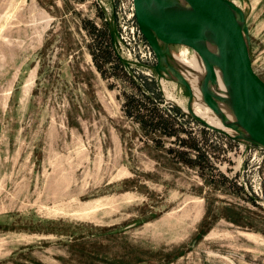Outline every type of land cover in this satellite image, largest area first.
<instances>
[{
	"label": "rangeland",
	"instance_id": "374dc122",
	"mask_svg": "<svg viewBox=\"0 0 264 264\" xmlns=\"http://www.w3.org/2000/svg\"><path fill=\"white\" fill-rule=\"evenodd\" d=\"M229 1L264 82V0ZM128 2L0 0V264H264V148L194 113V50L162 60ZM154 106L172 137L139 129Z\"/></svg>",
	"mask_w": 264,
	"mask_h": 264
},
{
	"label": "water",
	"instance_id": "95a60500",
	"mask_svg": "<svg viewBox=\"0 0 264 264\" xmlns=\"http://www.w3.org/2000/svg\"><path fill=\"white\" fill-rule=\"evenodd\" d=\"M175 1L187 9V16L175 11L168 14L154 12L157 5L163 4L162 0H133L138 28L162 60L165 56L162 57L160 48L169 45H184L199 55L207 65L203 86L205 99L217 112L219 110L208 91L213 68L206 51L197 42L204 32L208 39L220 45L227 60V106L236 128L229 124L226 127L237 134L234 136L236 140L264 148V82L252 68L244 21L241 26L235 15L236 11L243 19L240 10L229 0ZM221 69L224 73V68Z\"/></svg>",
	"mask_w": 264,
	"mask_h": 264
},
{
	"label": "bare ground",
	"instance_id": "6f19581e",
	"mask_svg": "<svg viewBox=\"0 0 264 264\" xmlns=\"http://www.w3.org/2000/svg\"><path fill=\"white\" fill-rule=\"evenodd\" d=\"M162 1H163L162 5H160V6L157 5L153 9L154 12L157 11V12H160L162 14H168V13H170L169 11H171V12L175 11L177 13L179 12V13L187 16V14H188L187 9L184 8L182 5H180L179 3H177L175 0H162ZM235 15H236V17L238 16V13L236 11H235ZM197 43L200 45L201 49L206 51V54L208 55V62L210 63V65L213 68V78L210 77L212 80L209 81V83H208V86L210 89V90L208 89V91L210 92V94L212 95V98L215 101L214 105H216V107H218V110L224 114L225 120H223V122L222 121L220 122L216 117L211 116V112H210L211 108L209 110L207 108L209 106L206 107L203 104L204 102L202 103L203 99H201L200 94H203V93L202 92L200 93V86H202L204 84L203 83V77L206 74L207 65L199 57V55L195 51H194L195 58L192 57V60L187 59L184 55L181 56L182 61L185 64V68H186L185 71L188 72V73L186 72L187 74H185L186 75L185 79H188L187 81L190 85L192 94L195 95V93H198L199 96L196 95V97H199V99H200V100H198V102H194L193 111L198 117H200V119H203L209 125V127L210 126L216 127L218 131H220L218 128L223 130L224 126H228V124L231 128L234 129L236 127L234 125L233 118H232L230 112L228 111V106H227V96L228 95H227V88H226V83H225V73L227 71V60L225 58L224 52H223L222 48L220 47V45H218L217 43H214L212 40L208 39V37L204 34V32H203V34H200V39ZM160 51H161L160 53H161L162 57L166 56V54H168L167 46H162V48H160ZM182 61H180V62H182ZM184 64H183V66H184ZM222 67L224 68V73L222 72V69H221ZM173 71L171 73H173ZM176 78L179 79V76H177V74H176ZM180 81H181V79H180ZM206 105H207V103H206ZM185 112H187V111H185ZM235 134L233 133V136H235Z\"/></svg>",
	"mask_w": 264,
	"mask_h": 264
},
{
	"label": "trees",
	"instance_id": "16d2710c",
	"mask_svg": "<svg viewBox=\"0 0 264 264\" xmlns=\"http://www.w3.org/2000/svg\"><path fill=\"white\" fill-rule=\"evenodd\" d=\"M94 29V28H93ZM98 32V31H97ZM100 33H97V38L99 39H109L108 37V33H106L105 31H99ZM110 48V46L108 47ZM110 50V49H108ZM111 51H103L102 52V58L104 59V62H107L111 57ZM92 58L94 61V65L95 68L97 70V72L99 74H101V68L99 65H97L96 61H95V57L92 54ZM113 59V58H111ZM116 62L117 67H121L123 69L126 70V72H130L129 70H127V68H129V66L124 65L122 62H120L119 59L114 58L113 59ZM129 81L131 83L132 86H134V88L136 89V85L138 84L136 83L132 78L133 76L131 75V73H129ZM148 79L145 77H141L138 76V81L142 82L144 84V87H146L148 90L157 91V97H158V101L162 102L163 99L161 97V94L158 91V87L155 84V82L153 80L147 81ZM138 86V85H137ZM138 88V87H137ZM135 106H138L139 108H141L140 103H138L136 100H134L132 97H128L125 100V105L124 108H126L129 112V110ZM154 108V109H153ZM152 108V111L150 112V116L153 114V116H156V120L153 122L152 117H147L146 115H143V113H141V110L137 111V115L138 117H136V121L138 123L139 129L146 131L148 128H153L156 129L158 131H160V133H162L164 136L166 137H172L174 134H176V131H178L177 129H173V126L175 125L174 121L171 119V117L169 115H165V114H160L157 109V106H154ZM143 110V109H142ZM171 110L169 112H172V114L174 115H178L180 114V112L176 109V108H171ZM156 127V128H155ZM178 142L183 143L188 149L194 151L197 153V155L199 156L198 158H203L202 155L199 153L198 149H197V144H196V139H194L193 137H187L185 139V141L183 142L182 140L178 139ZM186 163L193 165V162L191 161V159L186 158L185 159Z\"/></svg>",
	"mask_w": 264,
	"mask_h": 264
},
{
	"label": "built area",
	"instance_id": "2783aa9c",
	"mask_svg": "<svg viewBox=\"0 0 264 264\" xmlns=\"http://www.w3.org/2000/svg\"><path fill=\"white\" fill-rule=\"evenodd\" d=\"M128 11H129V18L131 19V25H136V20L134 17V11H133V0H129L128 2Z\"/></svg>",
	"mask_w": 264,
	"mask_h": 264
}]
</instances>
